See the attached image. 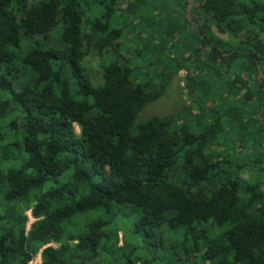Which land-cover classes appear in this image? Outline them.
<instances>
[{
    "label": "trees",
    "instance_id": "1",
    "mask_svg": "<svg viewBox=\"0 0 264 264\" xmlns=\"http://www.w3.org/2000/svg\"><path fill=\"white\" fill-rule=\"evenodd\" d=\"M85 1L0 0V93L13 97L0 99V119L13 117L19 109L24 115L21 144L15 141L0 152L6 161L19 147L23 159L19 167L6 170L0 160V192L6 210L0 214V264H29L43 246L61 242L64 226L78 216L97 212L111 216L123 209L141 214L136 230L148 227V238L155 235L153 228L165 224L175 230L187 228L186 237L196 232L193 224L213 222L221 231L211 243L218 251L207 256L213 264H264V209L253 208L261 193L245 203L233 176L211 190L203 186L221 165L212 163L206 150L225 130L223 117L241 127V136L253 138L258 146L264 139V113L260 117L264 107V72L260 70L264 64V0H192L196 5L192 31L198 46L193 55L168 56L167 61L159 55L166 48L157 50L158 57L151 63L160 67L157 92L148 84H136L134 69L119 61L115 42L122 29L113 27L111 21L121 0H104L108 12L93 26L102 33V82L94 87L88 78L82 81ZM125 4L124 12L135 16L152 3L126 0ZM155 16L151 14L145 22L167 41L182 29L175 20ZM59 24L64 49L41 48L33 42L25 52H16L24 40L46 39ZM217 33L233 37L245 33L246 37L234 43ZM202 47L209 48L207 64L201 62L198 68L202 66L212 75L219 73L215 66L227 70L235 64L247 72V80L235 73L227 85L236 101L254 103L256 115L245 120V112L223 98L224 107L208 108L219 83L193 74L187 77V92L199 112L193 116L189 111V115L201 127L199 132L191 130L187 118L174 116L152 117L136 125L143 109L170 83L171 73L182 68L191 73L190 61L197 57L199 62ZM109 49L112 54L106 57ZM18 61L36 79L16 91ZM67 70L72 78L66 77ZM73 79L77 81L75 90ZM75 124L81 128L80 136ZM10 125L17 128V120ZM3 140L0 124V142ZM254 164L264 170V154ZM178 168L184 174L180 181L175 178ZM48 183L53 187L44 191ZM31 202H35L32 212L37 221L27 231L28 218L21 205ZM110 224V220L98 219L70 237L74 245L45 248L42 264H91L109 250L114 238L108 230ZM124 259V264L140 261L133 259L132 252Z\"/></svg>",
    "mask_w": 264,
    "mask_h": 264
},
{
    "label": "rangeland",
    "instance_id": "2",
    "mask_svg": "<svg viewBox=\"0 0 264 264\" xmlns=\"http://www.w3.org/2000/svg\"><path fill=\"white\" fill-rule=\"evenodd\" d=\"M38 1L40 0H32V2ZM125 1L126 0H121L119 2L120 9L114 14L111 21L113 27L122 29V36L115 42L116 49L119 51V61L130 65L134 69L133 80L136 84H148L152 90L157 92L159 91L158 83L161 81L159 77L160 67L157 62L154 65L151 64L153 59L158 57L157 55L159 52H157V50L159 49L158 51H160V49L166 48V50L162 51L159 55L161 59L167 61L168 56L181 57L184 53L186 56L193 55L194 48L198 46L194 38V31H192V25L194 23L192 12L196 5L192 0H148L152 3L148 10L144 9L143 12L138 15L128 16L123 10L126 5ZM82 10L84 12L82 24V53L85 55L80 64L81 74L84 75L82 81H84V78H88L94 87H98L102 82L101 65L104 57L99 52L102 33L97 32L93 26L96 21L101 19L102 15L108 12V8L104 0H86L83 3ZM151 14L154 16L156 14V18L167 17L168 21L170 19L175 20L182 29L174 36L175 38L167 41L168 38L165 35L160 31H153L145 22L147 17H151ZM62 29V26L59 24L50 32L46 39L38 37L34 41L24 40L21 50L16 52H25L29 47L33 46V42H38L41 48L56 47L58 49H64L60 40ZM217 35L226 41L234 43H239L246 37L245 33L236 37L220 33H217ZM261 37L264 39V34H262ZM172 44H174V46ZM208 51L209 48L202 47V54L201 57H199V62L195 59L197 57H192L190 61L191 73H189V70L186 68H182L180 71L170 74V83L164 88L157 100L149 103L143 109L136 120V125L152 117L169 118L174 116L182 119L187 118L191 130L193 132H199L201 127H196L192 121V117L189 115V111L193 113V116L199 112L197 111L193 96H190L187 92V77L193 74L202 78L207 77L208 80H212L211 82L216 80L219 83L218 87L215 86L213 97L208 101V108L214 105L224 107L222 104L225 103V100L223 99H228L234 103L233 105L237 108H241L245 112V120L256 115L258 111L254 112V103L243 105L239 101H236L237 99L227 85L228 81L234 79L235 73H239L242 78L247 80V72L242 69L240 71L236 68L235 64H231L227 70L215 66L216 69H219V73L214 72L212 75L208 73L204 67L201 66V68H198V64L206 62ZM111 54L112 50L109 49L105 56L109 57ZM17 66L19 72L15 80V90L19 91L22 86L33 84L36 75L31 72L30 69L25 68L20 61H18ZM208 66L210 68L213 67L210 62ZM262 69L264 72V64L262 68L260 67V70ZM66 77L72 78L68 70L66 71ZM252 78L256 79L255 76ZM72 87L74 90L77 88L76 79H73ZM1 98L11 100L13 97L11 93L4 92L0 93V99ZM262 110L260 117H262L261 115L264 113V107ZM23 116L21 109H19L15 112L13 117L0 119V124L3 126L4 132V140L0 142L1 153L4 146L10 145L15 141L21 144L22 137L20 127H22L23 124ZM14 118L17 120V128L10 125L11 120ZM207 119L211 120L210 117ZM222 123L225 130L220 133L218 138L212 139V143H210L206 150L211 162H218L221 163V165L215 169V174H213L208 181L203 183V186L206 190H211L224 180L233 176L237 183H239L242 200L246 203L251 196L255 197L256 193L260 192L261 196H257V202L253 204V208L262 207L264 209V170H260L258 166L254 164L255 159L264 154V139L261 146H258L253 138L242 137L241 127H238L233 122H229L227 117L222 118ZM74 127L76 133L80 136L82 133L81 128L77 124H75ZM13 148L12 146V149ZM18 151L19 147L13 149L12 156L10 158L8 157L6 161L3 160V155H0L4 170L8 167L20 166L23 159L19 156L20 152ZM17 156L18 158L16 159L15 157ZM175 178L177 181L184 178V174L181 173L180 168L177 169ZM258 184H260V187L256 186ZM247 185L255 186L247 187ZM51 187H53V184L48 183L44 191L49 190ZM34 199L35 197H32L33 201ZM34 205L35 202H31L27 206L25 203L21 205L24 214L28 218L26 223L27 231H29L31 225L37 221L32 212ZM5 212V202L0 192V214ZM101 218L111 221L108 230L114 238L109 243L108 252L102 253L98 259L91 264H124V257L131 252L133 259L140 260L137 264L214 263V260L208 259L207 256L208 253L214 255L215 252L218 251L216 246L211 248V243L217 239V236L221 232L215 223H195L193 224V229L195 228L196 232H192L186 235V237L185 232L187 228L175 230L169 224H165L153 228L152 230L155 235L148 238L145 233L146 229L150 231L148 227L141 232H137L136 230V222L140 220L141 214L132 212L130 209H123L120 213L111 216H107L104 212H97L76 217L71 224L64 226L62 241H52L50 244L43 246L29 264H42V252L47 247L59 248L65 243L74 245L75 242L71 241L70 237L86 230L90 223ZM196 245L198 247H196ZM185 249L189 252L186 253L187 250Z\"/></svg>",
    "mask_w": 264,
    "mask_h": 264
}]
</instances>
